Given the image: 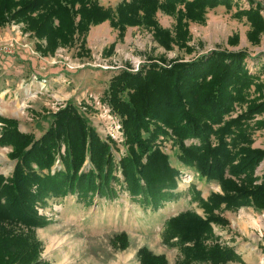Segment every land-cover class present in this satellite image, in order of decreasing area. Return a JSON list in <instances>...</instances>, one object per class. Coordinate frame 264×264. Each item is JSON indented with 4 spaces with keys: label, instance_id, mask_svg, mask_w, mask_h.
I'll return each mask as SVG.
<instances>
[{
    "label": "trees",
    "instance_id": "16d2710c",
    "mask_svg": "<svg viewBox=\"0 0 264 264\" xmlns=\"http://www.w3.org/2000/svg\"><path fill=\"white\" fill-rule=\"evenodd\" d=\"M249 3V9L235 16L247 18L248 38L259 44L263 8ZM235 4L122 0L105 7L98 0H0V28L22 24L42 57H53L59 48L79 41L80 51L85 50L91 28L107 21L120 38L129 27L148 29L154 42L170 51L174 45L187 48L190 23L204 24L208 10H231ZM158 12L176 19L173 30L159 24ZM254 60L245 50H213L188 61L151 59L137 73L115 74L103 100L122 123L126 153L118 161L114 142L103 139L72 101L51 114L48 129L38 139L22 132L18 120L0 116V147L11 148L8 158L16 162L11 176L0 174V264H43L36 230L49 220L37 207L46 206L48 199L72 195L86 203L95 198L113 201L124 191L142 207L159 210L178 187L179 172L157 143L169 134L179 146V161L221 187L223 194L212 193L203 201L206 210L222 204L233 211L247 204L264 210V173H256L264 149L253 147L254 131L264 129V118L255 120L264 116V62H256L252 72L249 64ZM238 105L246 109L232 118ZM58 163L62 168L53 173ZM223 222L214 214L204 218L192 210L181 212L166 222L164 242L181 246L183 264L229 263L235 258L232 249L208 244L213 224ZM115 241L122 249L128 246L126 233ZM137 258L140 264H169L164 255L146 247Z\"/></svg>",
    "mask_w": 264,
    "mask_h": 264
},
{
    "label": "rangeland",
    "instance_id": "374dc122",
    "mask_svg": "<svg viewBox=\"0 0 264 264\" xmlns=\"http://www.w3.org/2000/svg\"><path fill=\"white\" fill-rule=\"evenodd\" d=\"M98 1L101 5L105 4V7H116L122 0ZM233 1L236 4L231 10L225 6L208 10L204 24L190 23L188 49L174 45L168 51L155 43L152 32L143 27H129L124 37L120 38L119 31L107 21L92 27L88 33L85 45L88 53L80 51L79 41L72 47L59 48L53 57H42L35 51L36 40L30 33L24 32L22 24L0 28V48L10 46V51H0V116L18 120L22 132L31 133L38 139L48 129L52 121L51 114L72 101L103 139L114 142L113 154L118 161L126 153L124 134L119 136L116 130V122L121 126L122 123L120 117L103 100L109 81L115 74L122 70L130 71L142 60L143 65L160 57L167 61H188L200 54L219 50L224 44L241 47V38L247 42L246 46L242 44V50L249 55H259L253 64L264 62V33L260 43L253 44L248 38L251 25L247 18L235 16L238 10L249 9V2L262 5L264 0ZM221 7L228 19H217L218 25L207 28L209 14ZM261 13L264 16V8ZM157 19L163 28L173 30L176 24L174 17L162 12H158ZM246 26L249 29L247 27L245 31ZM210 31L214 32L213 41L209 38ZM241 32L245 35L241 36ZM236 36L239 38L238 42L235 40ZM113 44L115 46L110 50ZM261 79L264 81V74ZM109 108L110 114L106 112ZM245 109L246 105H238L231 117L237 118ZM262 118L264 116L256 117L255 120ZM121 132L123 133L122 129ZM253 140V147L264 149V129L255 130ZM191 142L186 141V144ZM157 143L169 157L171 166L179 172L178 187L172 192L173 196L157 211L142 207L124 191L113 201L95 198L86 203L72 195L65 199H48L46 206L37 207L39 214L49 220L46 227L36 230V236L43 245V264H140L137 252L143 247L154 254L169 256L170 260L166 257L169 264H183L181 246H171L170 241L169 244L164 242V226L178 211L188 210L195 211L204 218L214 214L225 220L223 223L213 224L214 235L208 240V244H218L235 252L234 260L226 264H262L264 228L262 231L258 229L261 223L255 222L257 220L254 217L255 220L252 221L256 223L258 236L255 237L250 231L249 238L248 232L240 231L231 218H239L240 213L250 208L258 213L264 224V210L248 204L234 211L226 209L225 204L214 210H206L202 206L203 201L207 202L212 193L223 194L219 183L201 177L195 168L181 163L178 159L179 146L170 134L160 137ZM10 151L11 148L0 147V174L6 177L11 176L16 164L8 158ZM61 168L62 165L58 163L52 172ZM256 173L257 176L263 175L264 162ZM252 221L245 229L252 230ZM122 233L127 235L128 246L125 249H122L121 242L115 241ZM242 238L246 247L251 246L249 242L253 239L255 241L257 256L251 263H245L236 251V244ZM166 246L170 250L164 249Z\"/></svg>",
    "mask_w": 264,
    "mask_h": 264
},
{
    "label": "crops",
    "instance_id": "0c3cea01",
    "mask_svg": "<svg viewBox=\"0 0 264 264\" xmlns=\"http://www.w3.org/2000/svg\"><path fill=\"white\" fill-rule=\"evenodd\" d=\"M236 1V0H235ZM251 1V0H250ZM254 1H256V0H254ZM103 2H105V3H107V1H103ZM249 4V3H248ZM103 5H105V4H103ZM262 8H264V4L262 3ZM223 18H225V19H228L225 15H224V8L223 7H221V8H219L218 10H216V11H214V12H212V13H210L209 14V16H208V24H207V28L208 27H210V26H214V25H218L217 23H216V20L217 19H220V20H223ZM238 23V22H237ZM247 27H248V29H249V26H246V28H245V31H246V29H247ZM243 34L245 35V33H242L241 32V36H243ZM214 32L213 31H210L209 32V38H210V40L211 41H213V39H214ZM89 37H88V41H89ZM247 42H246V39H244V38H241V43H240V45H241V47L239 46V47H231V44H224V45H222L221 46V48L220 49H222V50H228V51H237V50H242V44H244L245 46L247 45L246 44ZM216 45V44H215ZM217 49V48H216ZM219 49V50H220ZM201 55V54H200ZM259 56V55H258ZM257 56V57H258ZM256 57V58H257ZM171 196H173V194H171ZM181 212H184V211H178L175 215H177V214H179V213H181ZM256 213V214H255ZM175 215H173V216H175ZM259 215H258V213L255 211V210H253V209H250L249 208V210L248 211H243L242 213H240V215H238V217L239 218H231V220H233V222L235 223V226L240 230V231H247L248 232V237L250 238V231L254 234V236L255 237H257L258 236V234H257V231L255 230V222H259V223H261V226L258 228V229H261V231H262V229L264 228V224H262V220L258 217ZM254 217H256V220L257 221H255V222H253L254 220H255V218ZM253 220V221H252ZM250 221H252V223H254V224H252V230H247V229H245V227H248L249 226V224H250ZM164 228H165V226H164ZM163 231H164V229L162 230V233H163ZM232 232V231H231ZM244 243H246L245 241H244V239L242 238V241H238V243L236 244L237 245V248H236V251L242 256V259H243V261L245 262V263H251V262H253V258L255 257V256H257V254H256V250H257V247H256V244H255V241H254V239L252 240V242H249V246L250 247H246L245 245H243ZM261 245H264V244H261ZM260 245V246H261ZM164 249H167V250H170L169 249V247L168 246H166V247H164ZM156 254V253H155ZM158 254V253H157ZM156 254V255H157ZM159 254H163V253H159ZM167 257V259H169L170 260V258H169V256H166Z\"/></svg>",
    "mask_w": 264,
    "mask_h": 264
},
{
    "label": "built area",
    "instance_id": "2783aa9c",
    "mask_svg": "<svg viewBox=\"0 0 264 264\" xmlns=\"http://www.w3.org/2000/svg\"><path fill=\"white\" fill-rule=\"evenodd\" d=\"M9 47L10 46H5V47H3V48H0V51L2 52H8V51H10L9 50ZM251 58H254V57H256V55H249ZM143 63H144V60H142V61H138V63H136V65L132 68V69H130V71H132V72H134V73H136V72H138L140 69H141V67H142V65H143ZM107 69H110L108 66H107ZM249 69L252 71V72H254L255 71V66H254V64L253 63H251V64H249ZM108 114H110L111 113V109L109 108L107 111H106ZM110 117V116H109ZM117 123V125H116V130H117V134L120 136V135H123V133L121 132V129H122V126H121V124L117 121L116 122Z\"/></svg>",
    "mask_w": 264,
    "mask_h": 264
},
{
    "label": "bare ground",
    "instance_id": "6f19581e",
    "mask_svg": "<svg viewBox=\"0 0 264 264\" xmlns=\"http://www.w3.org/2000/svg\"><path fill=\"white\" fill-rule=\"evenodd\" d=\"M262 264H264V259L262 260Z\"/></svg>",
    "mask_w": 264,
    "mask_h": 264
}]
</instances>
